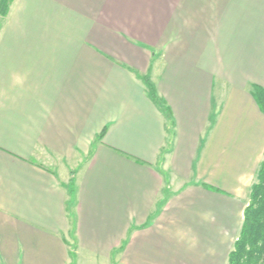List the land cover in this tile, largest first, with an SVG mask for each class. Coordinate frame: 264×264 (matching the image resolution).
I'll use <instances>...</instances> for the list:
<instances>
[{"label":"crops","instance_id":"obj_1","mask_svg":"<svg viewBox=\"0 0 264 264\" xmlns=\"http://www.w3.org/2000/svg\"><path fill=\"white\" fill-rule=\"evenodd\" d=\"M255 85L264 0H13L0 264H229L264 159Z\"/></svg>","mask_w":264,"mask_h":264},{"label":"trees","instance_id":"obj_2","mask_svg":"<svg viewBox=\"0 0 264 264\" xmlns=\"http://www.w3.org/2000/svg\"><path fill=\"white\" fill-rule=\"evenodd\" d=\"M12 1L0 0L1 16L8 14ZM143 80L150 98L171 121V110L169 106L159 96L150 79L144 77ZM253 89V96L260 110L264 113V88L255 85ZM104 135L105 130L102 131L99 138L102 139ZM69 193L70 202L72 201L74 203L75 179L73 177L70 180ZM250 198L251 201L245 209L244 223L240 237L229 255V264H264V161L261 163L257 172V182L252 186Z\"/></svg>","mask_w":264,"mask_h":264},{"label":"rangeland","instance_id":"obj_3","mask_svg":"<svg viewBox=\"0 0 264 264\" xmlns=\"http://www.w3.org/2000/svg\"><path fill=\"white\" fill-rule=\"evenodd\" d=\"M263 161H264V159H263ZM262 161V162H263ZM261 162V163H262ZM257 182V174H256V177H255V179H254V182H253V184L254 183H256ZM253 184H252V186H253ZM252 186H251V190H252ZM251 190H250V192H251ZM71 200V199H70ZM250 201H251V198H250V193L247 195V198H246V203H247V206L249 205V203H250ZM73 203H72V201L69 203V206L71 207V205H72ZM75 244H73L72 246H74ZM75 247H76V245L74 246V249H75ZM78 257V258H77ZM78 262V264H103L102 262H100V261H98V262H94V261H91V262H89V261H87L86 260V258L85 257H82V256H80V255H76L75 253H72L71 255H70V262H69V264H76Z\"/></svg>","mask_w":264,"mask_h":264}]
</instances>
